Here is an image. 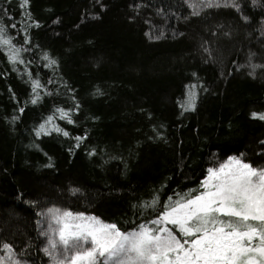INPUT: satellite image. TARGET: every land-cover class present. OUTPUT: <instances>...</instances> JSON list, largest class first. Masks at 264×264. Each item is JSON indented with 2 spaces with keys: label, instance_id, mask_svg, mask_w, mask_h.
<instances>
[{
  "label": "trees",
  "instance_id": "1",
  "mask_svg": "<svg viewBox=\"0 0 264 264\" xmlns=\"http://www.w3.org/2000/svg\"><path fill=\"white\" fill-rule=\"evenodd\" d=\"M189 2L0 0V23L27 49L16 65L0 49V256L8 243L22 264H50L51 207L133 230L155 217L140 205L198 189L232 156L264 168V120L252 116L264 114V68L249 75L264 65V0H238L248 21L223 6L194 16ZM29 73L43 85L35 105ZM190 85L196 107L184 111ZM54 114L69 136L37 137Z\"/></svg>",
  "mask_w": 264,
  "mask_h": 264
},
{
  "label": "snow or ice",
  "instance_id": "2",
  "mask_svg": "<svg viewBox=\"0 0 264 264\" xmlns=\"http://www.w3.org/2000/svg\"><path fill=\"white\" fill-rule=\"evenodd\" d=\"M260 2L251 0L252 6H259ZM29 4L30 0H21V7L27 8ZM221 6L235 9L248 21L238 0L189 2L194 16L200 15L198 8ZM4 12L6 14L7 9ZM26 14L31 19V14ZM35 26L40 25L37 22ZM15 27L12 23L11 28ZM25 38L30 43L27 32ZM5 48L11 64L25 63L22 52L27 49L16 47L8 26L0 23V49ZM44 59L49 61V66L57 63L47 55ZM249 59L251 61V56ZM249 66L252 68L249 75L253 76L257 68H264V65L251 63ZM28 75L33 93L31 103L35 105L42 99L43 85L33 79L31 73ZM189 87L187 99L180 106L184 111H195L198 93L192 89L196 85ZM75 107L78 109L79 105ZM19 111L22 113L24 109ZM56 111L59 119L75 123L71 111L63 108ZM252 116L264 120V114L254 112ZM55 118L54 114L40 124L35 130L36 136L52 132L69 136V132L54 123ZM15 119L17 117H13ZM75 139L78 148L79 142L86 137ZM90 154L95 155V152ZM242 157L243 154L239 158L232 156L225 163L209 167L198 189L178 192L175 199L168 197L163 205L158 194L140 205L155 212V217L137 224L133 230H122L116 223H105L96 216L48 208L41 213L47 222V231L43 233L47 247L43 251L51 264H264V168L253 167ZM47 166L52 167L51 164ZM71 192L75 195L79 189L73 188ZM3 249L8 255L0 256V264H22L15 257L11 244H3Z\"/></svg>",
  "mask_w": 264,
  "mask_h": 264
},
{
  "label": "rangeland",
  "instance_id": "3",
  "mask_svg": "<svg viewBox=\"0 0 264 264\" xmlns=\"http://www.w3.org/2000/svg\"><path fill=\"white\" fill-rule=\"evenodd\" d=\"M43 225V227H42ZM47 231V222L45 221L44 217H42V223H41V232L42 234ZM44 236V235H43ZM45 238V242H46V247H47V238L44 236ZM50 264H51V261H50Z\"/></svg>",
  "mask_w": 264,
  "mask_h": 264
}]
</instances>
